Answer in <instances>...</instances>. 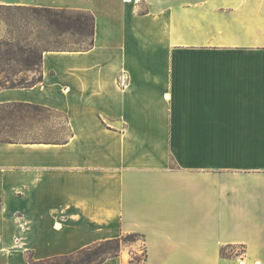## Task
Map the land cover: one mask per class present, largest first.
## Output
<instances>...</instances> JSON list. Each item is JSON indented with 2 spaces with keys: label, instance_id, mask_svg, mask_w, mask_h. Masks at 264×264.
Segmentation results:
<instances>
[{
  "label": "crops",
  "instance_id": "obj_1",
  "mask_svg": "<svg viewBox=\"0 0 264 264\" xmlns=\"http://www.w3.org/2000/svg\"><path fill=\"white\" fill-rule=\"evenodd\" d=\"M0 4L93 16L88 49L44 51L40 82L0 88L67 130L0 142V264L132 232L142 264H236V245L264 264V0Z\"/></svg>",
  "mask_w": 264,
  "mask_h": 264
},
{
  "label": "trees",
  "instance_id": "obj_2",
  "mask_svg": "<svg viewBox=\"0 0 264 264\" xmlns=\"http://www.w3.org/2000/svg\"><path fill=\"white\" fill-rule=\"evenodd\" d=\"M29 7V8H27ZM0 8L10 9H29L36 14L41 22L35 25L36 31H44L43 36L40 35L41 41L32 44L30 42L21 44L13 39L0 42V88H22L31 87L40 82L43 78L41 72V60L44 51H66V50H50L47 48L50 45V37L60 36L62 34H76L83 42L82 49H88L92 45L93 36V16L91 13L80 10L59 9L51 7H37L24 5H6L0 4ZM76 51V50H73ZM18 72L21 71H36L37 75L31 79L15 78ZM17 110H48L45 107L31 103L11 102L1 103L0 111L5 109ZM9 121L13 125H9ZM30 123L28 117H24L21 124L7 117V122L0 125V142H11L8 137L1 136V133L7 134L8 130L19 127V130L25 131ZM26 132V131H25ZM24 132V133H25ZM16 133V132H15ZM125 237L143 238L139 233H127ZM124 243L122 235L120 237L106 239L94 242L81 249L65 255L52 256L49 258L36 260L31 254H27L29 264H101L109 257H114L119 254L121 245ZM136 259V258H135Z\"/></svg>",
  "mask_w": 264,
  "mask_h": 264
},
{
  "label": "rangeland",
  "instance_id": "obj_3",
  "mask_svg": "<svg viewBox=\"0 0 264 264\" xmlns=\"http://www.w3.org/2000/svg\"><path fill=\"white\" fill-rule=\"evenodd\" d=\"M29 8V7H27ZM10 9L0 8V42L13 39L23 43H39L44 31H36L35 25L41 22L38 16L32 13L29 9ZM50 45L47 47L50 50H77L82 49V39L76 34H62L49 38ZM15 78L31 79L37 75L36 71H21L18 72ZM10 116L17 125L21 124L24 117L30 119L31 125L25 130H19V127L8 130L7 134L1 133V136L8 137L11 142L31 143V142H51L58 141L64 138L67 130L64 125V117L56 112L47 110H15L5 109L0 111V125L7 122V117ZM14 123L9 121V125ZM16 132V133H15ZM25 132V133H24ZM135 233V232H132ZM121 236V235H120ZM119 236V237H120ZM124 243L121 248L132 250L129 264H142L146 259V250L143 244L144 238H129L122 235ZM134 247L137 248L134 249ZM119 250V252H120ZM230 256L231 252L229 253ZM136 258V259H135Z\"/></svg>",
  "mask_w": 264,
  "mask_h": 264
},
{
  "label": "built area",
  "instance_id": "obj_4",
  "mask_svg": "<svg viewBox=\"0 0 264 264\" xmlns=\"http://www.w3.org/2000/svg\"><path fill=\"white\" fill-rule=\"evenodd\" d=\"M231 255L234 257L236 264H246L245 263V248L242 245H236L231 248Z\"/></svg>",
  "mask_w": 264,
  "mask_h": 264
}]
</instances>
